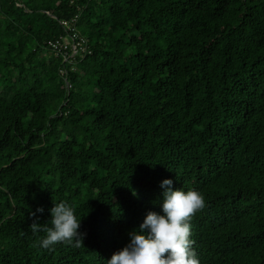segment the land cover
Masks as SVG:
<instances>
[{
  "label": "trees",
  "instance_id": "16d2710c",
  "mask_svg": "<svg viewBox=\"0 0 264 264\" xmlns=\"http://www.w3.org/2000/svg\"><path fill=\"white\" fill-rule=\"evenodd\" d=\"M164 179L203 194L200 264H264V0H0V264H107ZM61 201L83 243L41 248Z\"/></svg>",
  "mask_w": 264,
  "mask_h": 264
},
{
  "label": "clouds",
  "instance_id": "9594fccd",
  "mask_svg": "<svg viewBox=\"0 0 264 264\" xmlns=\"http://www.w3.org/2000/svg\"><path fill=\"white\" fill-rule=\"evenodd\" d=\"M160 188L162 213L149 212L139 227L131 231L129 242L114 253L107 264H200L191 238L190 218L204 207L203 194L196 190L174 188L173 180L164 179ZM44 208L31 213H43ZM50 227L34 220L31 228L34 232L43 231L45 235L39 240V246L52 249L58 243L79 247L83 236L78 231L81 219L73 205L61 201L54 202L49 210Z\"/></svg>",
  "mask_w": 264,
  "mask_h": 264
},
{
  "label": "built area",
  "instance_id": "2783aa9c",
  "mask_svg": "<svg viewBox=\"0 0 264 264\" xmlns=\"http://www.w3.org/2000/svg\"><path fill=\"white\" fill-rule=\"evenodd\" d=\"M60 24L65 30L66 36L49 40L46 43V49L56 57H61L64 62L74 65L78 56L90 53L87 38L78 30L77 18L69 21L63 20ZM61 73L64 74V70Z\"/></svg>",
  "mask_w": 264,
  "mask_h": 264
}]
</instances>
